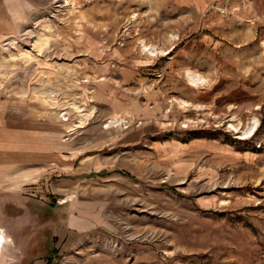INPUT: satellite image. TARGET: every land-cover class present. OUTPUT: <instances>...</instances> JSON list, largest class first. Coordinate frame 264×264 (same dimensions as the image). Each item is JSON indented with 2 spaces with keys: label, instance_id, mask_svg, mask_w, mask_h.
Instances as JSON below:
<instances>
[{
  "label": "rangeland",
  "instance_id": "obj_1",
  "mask_svg": "<svg viewBox=\"0 0 264 264\" xmlns=\"http://www.w3.org/2000/svg\"><path fill=\"white\" fill-rule=\"evenodd\" d=\"M33 1L0 35V264H264V0Z\"/></svg>",
  "mask_w": 264,
  "mask_h": 264
},
{
  "label": "crops",
  "instance_id": "obj_2",
  "mask_svg": "<svg viewBox=\"0 0 264 264\" xmlns=\"http://www.w3.org/2000/svg\"><path fill=\"white\" fill-rule=\"evenodd\" d=\"M21 1H29L32 4H36L33 0H0V35H6L7 33L14 32L17 30V20L19 13H17L16 11L17 9H20ZM80 121H82V119H80ZM18 145L21 146V144ZM13 148L14 149L6 148L0 151V165L10 166L12 158H14V160H20L17 158H20L23 155L22 152L24 150L18 148L16 145ZM2 154L7 156H3ZM18 161L13 162L16 164L20 163ZM42 262L43 260L40 259L32 264H41Z\"/></svg>",
  "mask_w": 264,
  "mask_h": 264
},
{
  "label": "bare ground",
  "instance_id": "obj_3",
  "mask_svg": "<svg viewBox=\"0 0 264 264\" xmlns=\"http://www.w3.org/2000/svg\"><path fill=\"white\" fill-rule=\"evenodd\" d=\"M148 52L149 53H154V50H152V49H149L148 50ZM191 79V78H190ZM191 82V81H190ZM193 82H196V80L195 81H193ZM249 127V126H248ZM248 130L245 132V134H243L244 135V137H246V136H250V134L253 132V130H254V125L252 124V125H250V127L249 128H247ZM0 247H1V244H2V242H3V240H2V236H1V231H0ZM1 257V256H0Z\"/></svg>",
  "mask_w": 264,
  "mask_h": 264
},
{
  "label": "trees",
  "instance_id": "obj_4",
  "mask_svg": "<svg viewBox=\"0 0 264 264\" xmlns=\"http://www.w3.org/2000/svg\"><path fill=\"white\" fill-rule=\"evenodd\" d=\"M123 174H124V175H128V173H126V172H123Z\"/></svg>",
  "mask_w": 264,
  "mask_h": 264
}]
</instances>
